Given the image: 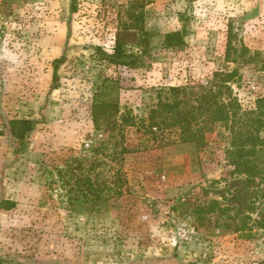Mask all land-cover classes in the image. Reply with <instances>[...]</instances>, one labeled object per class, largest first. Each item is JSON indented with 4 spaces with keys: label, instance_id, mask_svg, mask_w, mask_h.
<instances>
[{
    "label": "rangeland",
    "instance_id": "obj_1",
    "mask_svg": "<svg viewBox=\"0 0 264 264\" xmlns=\"http://www.w3.org/2000/svg\"><path fill=\"white\" fill-rule=\"evenodd\" d=\"M123 27L134 67L109 59ZM183 30L184 46L164 44ZM221 71L256 108L264 0H0V201L16 202L0 210V264H264V164L253 181L235 171L224 122L202 147L145 130L161 89ZM101 90L137 125L97 129ZM15 118L35 121L21 153Z\"/></svg>",
    "mask_w": 264,
    "mask_h": 264
},
{
    "label": "trees",
    "instance_id": "obj_2",
    "mask_svg": "<svg viewBox=\"0 0 264 264\" xmlns=\"http://www.w3.org/2000/svg\"><path fill=\"white\" fill-rule=\"evenodd\" d=\"M76 0H73V11ZM184 30L170 32L164 36V44L168 47H182L186 44ZM148 36V34H145ZM138 38L136 28L123 27L118 30L115 38V53L109 58L115 64L134 67L137 64V56H131L130 60L125 56L124 47L128 43L135 42ZM110 57V56H108ZM62 59L54 60V80L58 79L57 69ZM235 76L234 72H215L213 78L204 84L188 86H172L163 88L158 94V102L150 111L149 123L145 126L148 133H163L166 130H179L182 142L195 143L204 146L206 142L205 130L208 123L227 124L232 134L231 148L228 150L235 171L245 175L249 181L255 180L262 172L264 154V97L258 98L256 108L242 110L237 99L233 97L231 87L228 84ZM105 90L94 95L92 105V120L97 129L113 128L117 119L122 125H137L131 112L123 114L119 99L105 100ZM11 132L20 142V148L16 153L26 150L31 132L35 129V121L28 118L10 120ZM16 206L13 200L2 199L0 210H11Z\"/></svg>",
    "mask_w": 264,
    "mask_h": 264
}]
</instances>
